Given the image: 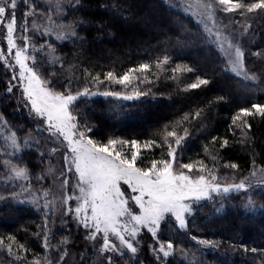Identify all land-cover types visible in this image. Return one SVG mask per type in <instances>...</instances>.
I'll return each instance as SVG.
<instances>
[{
	"label": "trees",
	"instance_id": "obj_1",
	"mask_svg": "<svg viewBox=\"0 0 264 264\" xmlns=\"http://www.w3.org/2000/svg\"><path fill=\"white\" fill-rule=\"evenodd\" d=\"M60 1L65 24L75 37L52 44L53 63L40 57L35 64L51 82L49 87L126 95L124 85L105 80L107 72L119 77L149 65L147 71L137 72L135 88L128 86L144 95L131 100L84 97L76 102L81 127L91 128L88 135L93 140H135L141 145L155 141L141 151L138 165L144 167L152 160L168 159L171 144L177 163L206 168L222 183L264 170V116H241L233 123L241 109L254 111L252 105H264V10L234 15L246 24L239 41L251 77L247 80L228 71L212 38L169 0ZM198 79L209 83L190 89L188 85ZM10 80L0 59V264H96L92 254L83 251L87 239L82 234L55 226L44 196L51 188L46 176L49 158L42 147L24 144L33 125L26 113L16 110L8 93ZM173 130L177 137H167ZM13 132L19 150L12 145ZM180 136L185 138L176 146ZM19 168L27 169L26 179L15 175ZM260 185L251 193L248 212L245 197L233 193L205 203L184 230L164 224L157 235L162 243L174 244L166 264H264V186ZM143 249L116 264H156L149 249Z\"/></svg>",
	"mask_w": 264,
	"mask_h": 264
},
{
	"label": "snow or ice",
	"instance_id": "obj_2",
	"mask_svg": "<svg viewBox=\"0 0 264 264\" xmlns=\"http://www.w3.org/2000/svg\"><path fill=\"white\" fill-rule=\"evenodd\" d=\"M57 4L59 6V0ZM218 4L224 6L225 12L239 11L241 15L245 12L264 10V0H257L251 4H245L243 0H218ZM16 7L17 0H0V26L6 29L8 56H14V64L9 67L18 66L19 69L18 74L13 76V80L18 81L34 115L43 121L51 134L62 137L67 149L64 156L66 170L74 172L76 176L75 191L71 195H65L62 203L68 205L69 201H76L75 207L67 208L66 214L74 215L77 223L88 231V239L95 240L97 236H102L103 243L100 249L102 253L112 251L123 255L120 252L123 247L135 254L137 252L134 246L135 238L142 229H146L157 240L159 247L156 250L167 258L172 254L174 244L171 240L166 244L162 243L157 235L161 223L167 217L174 218L178 222V227L184 229L186 215L194 214L191 202L211 199L214 193L217 195L232 192L246 193L249 188L254 187L246 179L224 186L211 172L208 175H192L194 165L177 163L176 153L172 150L171 144H169L168 159L152 160L149 166L139 167L137 161L140 158L141 146L137 141L109 139L106 143H98L93 140L87 134L91 128L85 127L82 130L80 127L81 117L77 112L76 102L81 97L98 93L91 92L87 87L75 93L70 89L57 91L49 87L51 82L39 73L38 68L28 63L30 59L28 37H23L24 47H20L14 39V33L17 30ZM30 14H32L31 6L25 16ZM28 30L27 20H25L23 31ZM69 35L75 36V32ZM58 38H64V34L61 33ZM52 51L54 52V49ZM0 57H3L2 52H0ZM242 57L243 52L236 48L234 59L231 60V71L237 75L243 71ZM31 60L35 65L34 56ZM164 63H167V58ZM148 69V64H141L138 68L129 69L119 77L109 71L105 80H114L117 84L129 86L133 83L131 73L145 72ZM177 70L180 69L174 71ZM186 71H192V69L188 68ZM93 79L97 83H103L99 77ZM208 83L207 79H198L188 87L197 89ZM99 94L118 97L120 95L110 91ZM144 94L135 91L123 98L131 100ZM252 109L254 111L241 109L233 123L241 116L248 117L254 114L264 116V105L254 104ZM246 126L250 127V125ZM167 137H177V132L168 131ZM184 138L183 136L176 138L175 145L179 146ZM10 139L13 147L19 150L15 132L12 133ZM155 143V141H150L145 147H151ZM121 146H130L132 149L130 155L125 153ZM232 167L235 168L236 165ZM196 171L203 173L205 169L201 167ZM15 175L26 179L27 169L19 168L15 171ZM252 175L255 177L257 174L253 172ZM67 185L68 179L65 178L63 187L67 188ZM125 185L127 189L122 187ZM126 191L131 194L126 195ZM47 195L48 193L45 192L44 196L47 197ZM244 210L245 212L252 210L250 198ZM199 243L210 244L211 242L201 240ZM45 246L47 247V244ZM60 259L63 260V256ZM108 259L111 264V257Z\"/></svg>",
	"mask_w": 264,
	"mask_h": 264
},
{
	"label": "rangeland",
	"instance_id": "obj_3",
	"mask_svg": "<svg viewBox=\"0 0 264 264\" xmlns=\"http://www.w3.org/2000/svg\"><path fill=\"white\" fill-rule=\"evenodd\" d=\"M169 1L178 5L187 15L192 17L201 25L203 30L212 38L222 57L225 59L228 71L234 75L237 74L231 71V60L234 59L235 49L239 48L243 52V71L237 76L247 80L251 79L245 67L244 50L239 41V39L244 37L245 35V31H243V29L246 24L238 22V19L234 16L236 12H225L223 10L224 6L219 5L218 0ZM208 5H210V7H208ZM29 6H31L32 14L25 16V13L29 12ZM15 11L17 15V30L14 33V39L20 47H24L25 41L23 37H28V54L30 57L28 63L30 66H35L32 64L31 60V57L33 56L35 57V64L40 57L46 58V60L50 61L49 63H53L56 59V56L54 55L55 52L52 51V44H64L75 37L69 35L71 32L75 31H73L72 29L70 30V28L65 24L63 15L64 4L60 0L59 6L57 4V0H27V3H25V0H17V7ZM25 20H27V27L29 29L27 32L23 31V24ZM61 33L64 34V38H58ZM0 52L3 53V57H0V59L5 66V69L9 70L11 73V80L9 81V89L11 88V91H9L8 89V93L11 94L13 102L16 104V110L19 113H26L33 125V129H31L32 131L25 138L24 144L34 147H42V154H47L49 158L46 176L49 179L51 188L49 189L48 195L46 197V203L50 211L54 214L55 226L62 231L69 232L70 234L72 232L74 234H82L87 239L83 251L85 252V254H92L93 260L96 264H109V257H111V264H116L118 261H123L125 257H128V259L131 260L136 255V253L139 252L138 249H143V247L145 248V246L149 249V255L156 260V264H166L168 258L173 255V250L172 254L169 257L164 258L163 254L156 250L159 247L156 239L146 229H142L135 238L134 246L137 248V252L135 254H133L127 248L123 247L120 249V252H122L123 255H120V253L118 252L112 251L102 253L100 251L103 243L102 236H97L95 240L88 239V231L77 223L74 215L71 213L66 214L67 208H74L76 205L75 200L69 201L68 205H64L62 203L65 195H71L75 191L76 176L74 172H67L66 170L64 156L67 149L65 143L63 142L62 137H60L59 135L51 134L46 128L43 121L39 117L34 115L28 101L25 99L18 81L13 80V76L18 74L19 69L18 66L15 68L9 67V65L14 64V56H8L6 29L2 26H0ZM137 74V72L130 74L132 76L133 83L129 86L133 88H135L139 80ZM125 88H128L127 92L125 93L126 95L133 94L134 89L132 90L128 86H125ZM97 93L98 94L96 95H90L87 97L103 96L102 94H99V92ZM126 95H119V97L116 95L111 96H116L119 99L126 100L123 98ZM81 129L83 130L84 128L81 127ZM140 146L141 151L144 150L145 145L140 144ZM121 147L125 153L130 155V152L132 151L130 146ZM53 149H55V151H53ZM138 166L144 167L140 163ZM199 168L201 167L198 165H194L192 175H208L209 172L213 174L212 171H209L206 168H204L205 171L203 173H199L196 171V169ZM256 174L257 175L255 177H253V175H250V177L246 178L248 182L254 185V187L249 188L248 192L246 193L232 192L229 194L220 193L219 195L214 193L211 199H203L199 202H191L193 203L194 214L186 215V226L189 221L193 219L194 216L201 210L202 206L205 205V203L212 202V200L214 202L221 201L225 197L233 193H241L240 197H245V203L243 204V206L245 207V205L249 202V198L251 199V193L254 192L253 190L257 188L259 184L264 183V170H259ZM237 177H229V182H219L224 186H227L228 184L238 183L241 178ZM65 178L68 179L67 188L63 187V181ZM122 187L124 189H127L126 185ZM127 194L131 193L126 191V195ZM216 207L220 209L223 207V205L220 202V204L216 205ZM166 223L173 224L176 228L182 230L178 227V222H176L174 218L167 217L165 221L161 223L157 234H160L164 224ZM143 238H145L147 241L152 240V243H148L145 240L142 241ZM110 239H113L115 243L119 244V242L115 241L114 238L110 237ZM79 257L81 259H84L85 255H79ZM184 258L185 257L182 255L181 259L183 260Z\"/></svg>",
	"mask_w": 264,
	"mask_h": 264
}]
</instances>
